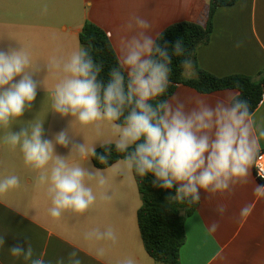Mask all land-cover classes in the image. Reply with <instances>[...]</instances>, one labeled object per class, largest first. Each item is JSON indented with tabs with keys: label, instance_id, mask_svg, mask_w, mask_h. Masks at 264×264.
Returning <instances> with one entry per match:
<instances>
[{
	"label": "crops",
	"instance_id": "1",
	"mask_svg": "<svg viewBox=\"0 0 264 264\" xmlns=\"http://www.w3.org/2000/svg\"><path fill=\"white\" fill-rule=\"evenodd\" d=\"M210 0H0V50L27 52L32 65L39 70L33 79L39 82L36 99L24 114L10 125L0 128V180L15 175L19 186L0 195V264H31L23 256L14 257L10 248L16 245L33 249V259L41 257L45 264H71L69 254L81 264H121L132 258L135 264H163L147 253L137 214L142 206L141 195L133 169H124L123 160L100 169L106 177L103 187L91 183L95 203L82 215L66 212L60 218L49 214L51 199L48 183L39 179L41 172L50 173L51 164L43 170L25 165L19 147L4 142L8 131L18 133L34 123L43 122L44 139L52 140L59 131L69 127L77 143L100 148V143L114 139L105 122L99 131L94 126H81L74 117H61L52 108L53 93L63 78L60 70L47 71L53 57L67 59L82 48L79 35L86 22L103 29L120 60L121 45L126 39L143 31L156 39L167 27L178 22L206 26L209 21ZM146 20L147 29L138 28L135 19ZM129 24L133 27L129 29ZM196 66L218 77L241 74L258 77L264 71V0H239L220 7L213 17V31L207 44L196 52ZM185 74V71H184ZM20 77H16L17 82ZM237 90H222L202 94L180 85L168 99L178 100L190 109L197 100L214 105ZM258 151L264 150V99L250 115ZM69 148L55 145V153L67 157ZM257 151V152H258ZM256 152V153H257ZM81 160L73 152L69 164L95 167L92 158ZM264 186L256 178L253 162L248 174L229 190L210 192L200 190V203L186 219L187 240L180 251V264H264ZM259 189V190H258ZM105 194L109 199H104ZM220 205L226 212H218ZM248 206L249 212L241 214ZM217 223L213 231L210 226ZM111 228L116 243L95 241L85 234L95 229ZM103 248V254L98 250Z\"/></svg>",
	"mask_w": 264,
	"mask_h": 264
},
{
	"label": "clouds",
	"instance_id": "2",
	"mask_svg": "<svg viewBox=\"0 0 264 264\" xmlns=\"http://www.w3.org/2000/svg\"><path fill=\"white\" fill-rule=\"evenodd\" d=\"M135 24L141 29L150 27L140 18L135 19ZM132 27L129 24V29ZM172 48L173 55H185L182 40H176ZM171 60L166 47L141 31L122 42L119 66L110 71L107 83L100 79L102 65L85 48L74 51L67 59L53 57L46 65L47 71L55 68L64 74L53 93L54 113L74 117L81 126H94L97 131L106 122L114 137L100 143L104 152L97 154L96 146L77 143L75 136L69 134V127L56 133L52 140L43 138V122L18 133H6L4 142L14 149L19 147L25 165L43 170L51 164L50 173L41 172L39 179L49 185L52 206L48 211L52 218L58 219L69 211L84 214L96 201L91 183L100 187L106 184L102 170L69 164L73 152L89 164V157L107 164L114 145L118 153L125 154L124 169H134L141 177L151 174L155 187L175 189L168 199L189 204L200 200L201 189L223 192L247 176L258 151L247 102L239 99L238 93L228 94L214 105L197 100L190 109L178 100L174 104L158 101L171 83ZM181 66L186 75L195 74L190 55ZM38 70L22 49L0 50V128H10L31 107L39 86L33 75ZM16 77L20 79L14 82ZM121 119L122 123H117ZM259 135L264 137V131ZM55 145H71L69 155L56 154ZM18 186L17 176L3 178L0 195ZM104 199L109 197L105 194ZM217 210L223 214L227 209L220 205ZM248 212V206L241 209L242 215ZM218 227L217 223L210 226L213 231ZM85 238L113 244L117 240L111 228L95 229L86 233ZM4 244V237L0 236V246ZM9 250L12 256H23L31 264H45L42 256L33 259L30 244L26 250L19 245ZM102 254L103 248L98 250V255ZM76 256V252L69 254L71 264H81L74 259ZM121 264L135 262L127 258Z\"/></svg>",
	"mask_w": 264,
	"mask_h": 264
},
{
	"label": "trees",
	"instance_id": "3",
	"mask_svg": "<svg viewBox=\"0 0 264 264\" xmlns=\"http://www.w3.org/2000/svg\"><path fill=\"white\" fill-rule=\"evenodd\" d=\"M239 0H210L209 21L206 26L192 22H178L167 27L156 41L161 47H166L172 57L171 81L166 93L158 97V101L167 100L174 94L178 86H188L202 94H210L222 90H237L239 99L247 102L249 114H253L264 99V71L258 77L241 74L218 77L196 66V76L185 78L182 61L190 55L193 64L198 48L209 42L213 31V17L220 7L236 4ZM182 40L186 49L184 56L173 55L172 45L176 40ZM82 48L87 49L93 59L102 65L100 79L105 83L109 80V73L119 66V58L107 33L92 22H86L79 35ZM127 74L125 73V76ZM156 103V101H150ZM117 123H122L117 121ZM111 155L107 164L100 163L92 158L95 167L108 168L120 160L124 153H118L115 146L111 145ZM97 154H102V147L96 149ZM141 199L137 218L142 240L147 253L157 262L163 264H180V251L185 245L187 236L185 230L186 219L191 216L200 201L189 204L168 199L175 194V189H162L153 185L154 177L148 174L139 176L133 169Z\"/></svg>",
	"mask_w": 264,
	"mask_h": 264
},
{
	"label": "built area",
	"instance_id": "4",
	"mask_svg": "<svg viewBox=\"0 0 264 264\" xmlns=\"http://www.w3.org/2000/svg\"><path fill=\"white\" fill-rule=\"evenodd\" d=\"M253 168L256 178L264 184V150H259L256 153Z\"/></svg>",
	"mask_w": 264,
	"mask_h": 264
},
{
	"label": "rangeland",
	"instance_id": "5",
	"mask_svg": "<svg viewBox=\"0 0 264 264\" xmlns=\"http://www.w3.org/2000/svg\"><path fill=\"white\" fill-rule=\"evenodd\" d=\"M184 77H185V78H188L189 76H188V75H186V74H184Z\"/></svg>",
	"mask_w": 264,
	"mask_h": 264
}]
</instances>
